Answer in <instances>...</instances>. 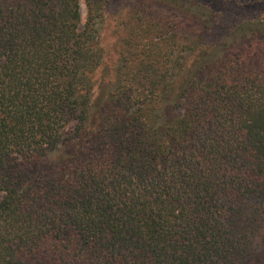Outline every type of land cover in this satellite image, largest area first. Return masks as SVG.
<instances>
[{
  "label": "trees",
  "instance_id": "16d2710c",
  "mask_svg": "<svg viewBox=\"0 0 264 264\" xmlns=\"http://www.w3.org/2000/svg\"><path fill=\"white\" fill-rule=\"evenodd\" d=\"M80 1L0 0V264H264V21H167L94 88Z\"/></svg>",
  "mask_w": 264,
  "mask_h": 264
},
{
  "label": "rangeland",
  "instance_id": "374dc122",
  "mask_svg": "<svg viewBox=\"0 0 264 264\" xmlns=\"http://www.w3.org/2000/svg\"><path fill=\"white\" fill-rule=\"evenodd\" d=\"M102 1L103 10L98 24L97 40V45L102 51V63L101 67L92 75L94 88L100 87L105 74L108 77L107 81L112 82L114 80L113 72L123 64L122 59L128 54L132 52H157L155 46L160 38L174 36V30L169 29L167 31V21H174L175 18L179 21L178 26L180 28L175 30L179 37L174 36L177 39L176 47L172 49L176 50L173 53L180 55H187V53L195 55L202 52V44L215 42L224 37L230 25L241 22L264 21V0ZM79 4L81 22L83 23L86 15L85 5L82 0ZM202 11H204L203 15ZM193 17L195 18L193 19ZM205 19H216L218 25L216 31L212 29L211 35L213 36L210 38L205 36L203 40L202 28L200 27H202V20ZM159 22H161V26L166 27L165 30L158 28L157 23ZM223 30L225 32L221 33ZM187 38L189 42L184 46L180 39ZM195 38H197L196 41ZM244 40L243 37H237L235 42L239 43L234 49V53H238L239 50L246 47ZM225 42L231 44L233 42L232 36L227 37ZM260 42H264V40L256 41L258 44ZM250 43L255 45L253 41ZM165 45L163 50L169 51L171 46L169 43ZM192 60L189 57L184 67L189 68ZM107 81L104 85L108 83ZM254 260L258 263L264 261V249L255 255Z\"/></svg>",
  "mask_w": 264,
  "mask_h": 264
}]
</instances>
